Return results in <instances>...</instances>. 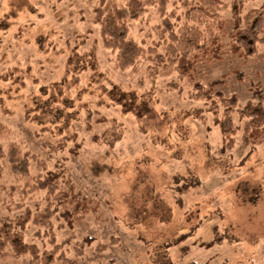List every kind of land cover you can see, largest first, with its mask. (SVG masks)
Returning a JSON list of instances; mask_svg holds the SVG:
<instances>
[{"label":"rangeland","instance_id":"obj_1","mask_svg":"<svg viewBox=\"0 0 264 264\" xmlns=\"http://www.w3.org/2000/svg\"><path fill=\"white\" fill-rule=\"evenodd\" d=\"M99 1L0 0V143L30 159L29 177L3 160L0 224L45 208L47 193L23 192L26 181L62 169L63 187L73 184L96 208L71 225L59 214L51 228L27 223V242L60 245L53 264H66L60 253L73 264H264V142H248L238 131L225 147L216 120L222 113L192 96L194 80L209 86L219 79L216 89L238 95L241 105L256 100L264 44L249 57L201 59L192 76H181L153 59L165 53L166 39L151 6L128 22L129 37L146 53L121 66L95 20ZM185 1H169L173 22L184 17ZM261 4L248 0L245 9ZM223 13L230 29L231 7ZM102 87L150 93L173 120L145 132ZM114 125L122 135L112 144L106 139ZM31 259L9 254L0 264Z\"/></svg>","mask_w":264,"mask_h":264},{"label":"trees","instance_id":"obj_2","mask_svg":"<svg viewBox=\"0 0 264 264\" xmlns=\"http://www.w3.org/2000/svg\"><path fill=\"white\" fill-rule=\"evenodd\" d=\"M170 0H126L125 4L118 5L114 0H100L95 7V20L101 25V31L106 43L117 51V61L121 66L133 65L137 59L146 53L143 46L129 37L128 22L142 17L149 7L155 6L162 17V37L166 39L165 53L154 56L157 63L163 61L162 67L166 70L174 66L181 76H192L196 64L201 59H220L227 52L241 57L255 55L261 44H264V4L258 7L245 9L248 0H186L184 17L169 14L167 7ZM228 7L232 11L230 29L225 12ZM229 37L228 42L225 38ZM156 49H149L155 52ZM222 80H213L205 86L200 80H194L192 96L197 99L211 101L210 109L215 114L222 113L217 118L225 147L232 146L238 131L243 132V138L251 143L264 142V84L256 87V100H250L241 105L236 94L226 96L216 86ZM102 92L110 100L121 107L123 113L135 116L145 132H153L172 122L168 113L159 112L152 94L138 95L134 92H124L114 87H102ZM40 117L36 120L39 121ZM41 120V119H40ZM42 122V121H39ZM107 141L112 144L122 135V129L114 125ZM109 132V133H110ZM2 128L0 127V134ZM106 135V134H105ZM98 137V136H96ZM111 138V140H110ZM155 141L169 145L167 138L155 136ZM7 159L11 170L16 175L30 176V159L28 154H22L20 148L11 144L6 150L0 143V178L3 176V160ZM64 171L50 170L44 175H38L33 180H27L24 188L30 192L45 191L48 203L45 208L34 214L28 209L16 219L5 217L0 224V257L12 254L22 256L29 254L33 264H53L59 244L53 241L52 249L41 248L37 243L25 240L24 229L27 223H33L48 228L52 226V217L55 214L62 216L68 224L95 210L90 199L77 191L73 184L63 187L61 184ZM13 190L14 186L11 187ZM223 237L219 236L218 241ZM89 241L92 239L87 238ZM80 251V249L78 248ZM82 252V249L80 253ZM59 257L66 264H73L75 260L67 262V257L60 253ZM193 264H199L193 262Z\"/></svg>","mask_w":264,"mask_h":264}]
</instances>
